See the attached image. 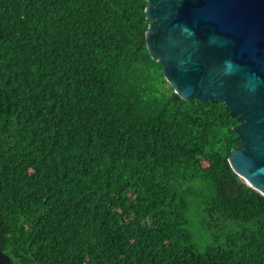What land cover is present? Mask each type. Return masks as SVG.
I'll return each mask as SVG.
<instances>
[{"label": "trees", "instance_id": "trees-1", "mask_svg": "<svg viewBox=\"0 0 264 264\" xmlns=\"http://www.w3.org/2000/svg\"><path fill=\"white\" fill-rule=\"evenodd\" d=\"M147 5L0 0V251L14 263L264 264V196L229 163L239 123L176 94Z\"/></svg>", "mask_w": 264, "mask_h": 264}, {"label": "water", "instance_id": "water-1", "mask_svg": "<svg viewBox=\"0 0 264 264\" xmlns=\"http://www.w3.org/2000/svg\"><path fill=\"white\" fill-rule=\"evenodd\" d=\"M146 44L182 99L223 103L241 142L229 163L264 196V0H147ZM0 264H16L0 251Z\"/></svg>", "mask_w": 264, "mask_h": 264}, {"label": "rangeland", "instance_id": "rangeland-1", "mask_svg": "<svg viewBox=\"0 0 264 264\" xmlns=\"http://www.w3.org/2000/svg\"><path fill=\"white\" fill-rule=\"evenodd\" d=\"M198 221L196 220L193 225L192 229L195 234V242L198 244L200 250H202L207 244L211 243L209 235L204 230L198 227Z\"/></svg>", "mask_w": 264, "mask_h": 264}]
</instances>
